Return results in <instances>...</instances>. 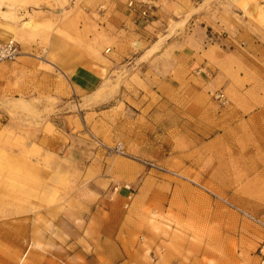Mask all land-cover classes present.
Instances as JSON below:
<instances>
[{
	"label": "rangeland",
	"instance_id": "374dc122",
	"mask_svg": "<svg viewBox=\"0 0 264 264\" xmlns=\"http://www.w3.org/2000/svg\"><path fill=\"white\" fill-rule=\"evenodd\" d=\"M128 1L0 0V264H260L264 0Z\"/></svg>",
	"mask_w": 264,
	"mask_h": 264
},
{
	"label": "built area",
	"instance_id": "2783aa9c",
	"mask_svg": "<svg viewBox=\"0 0 264 264\" xmlns=\"http://www.w3.org/2000/svg\"><path fill=\"white\" fill-rule=\"evenodd\" d=\"M128 6L133 11L139 9L137 8V5L136 3H134L133 0L128 1ZM139 12L142 16H147V9L145 7L140 8ZM19 53H20L19 47L12 39L0 42V61L6 59H14ZM216 97L220 101H222L223 93L217 94ZM252 220L264 228V222L262 220L258 218H252ZM258 257H259V263L264 264V242L260 244L258 247Z\"/></svg>",
	"mask_w": 264,
	"mask_h": 264
},
{
	"label": "crops",
	"instance_id": "0c3cea01",
	"mask_svg": "<svg viewBox=\"0 0 264 264\" xmlns=\"http://www.w3.org/2000/svg\"><path fill=\"white\" fill-rule=\"evenodd\" d=\"M119 224L120 222L118 218L102 219V227L100 230L103 232L102 234L105 240L112 241V239H114L116 232L118 231Z\"/></svg>",
	"mask_w": 264,
	"mask_h": 264
}]
</instances>
